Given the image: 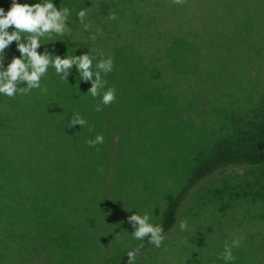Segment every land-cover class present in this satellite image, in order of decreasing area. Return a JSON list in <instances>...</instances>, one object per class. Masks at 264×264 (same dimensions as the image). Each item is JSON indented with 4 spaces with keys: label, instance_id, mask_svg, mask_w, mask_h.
Wrapping results in <instances>:
<instances>
[{
    "label": "trees",
    "instance_id": "obj_1",
    "mask_svg": "<svg viewBox=\"0 0 264 264\" xmlns=\"http://www.w3.org/2000/svg\"><path fill=\"white\" fill-rule=\"evenodd\" d=\"M54 3L72 9L71 34L44 40L38 52L47 48L61 56H79L91 50L97 59L111 55L114 70L103 78L107 87L116 89V100L95 111L100 98L87 94L91 84L80 80L75 66L67 82L50 68L40 89L13 98L0 96V264L26 258L28 264H37L34 253L46 252L45 248L52 249L60 264V249L69 255L80 249L81 239L66 229L44 228L33 235L31 226L23 230V220H14L33 214L31 224L38 221L40 228L49 224L38 190L49 201L57 200L45 183L58 175L51 167L60 160V145L70 147L77 140L74 134L83 131L70 123L77 113L88 122L86 134L105 133L104 124L113 121L122 131L121 146L140 155L129 156L128 163L156 171L157 180L163 173L174 176L163 194L159 192L165 202L157 224L166 238L180 225L187 204L202 244L200 254L190 256L224 264L218 259L224 245L239 239L234 264H264V24L179 23L174 15L177 0ZM10 7L11 0H0L5 12ZM85 8L89 31L76 17ZM111 13L115 20L108 19ZM6 52L5 64L20 55L15 42ZM130 131L136 134L128 135ZM77 144L81 150L89 146L84 139ZM91 155L94 163L102 158L96 151ZM110 159L116 160L113 186L119 188L127 178L126 157L120 153ZM27 184L36 193L27 192ZM31 196L39 203L36 208ZM6 208L16 216L4 214ZM141 243L139 256L153 247L147 238ZM90 248L94 253H84L89 264H106L97 262L96 246ZM129 250L116 248L109 262L130 264ZM61 259L62 264L74 262Z\"/></svg>",
    "mask_w": 264,
    "mask_h": 264
},
{
    "label": "rangeland",
    "instance_id": "obj_2",
    "mask_svg": "<svg viewBox=\"0 0 264 264\" xmlns=\"http://www.w3.org/2000/svg\"><path fill=\"white\" fill-rule=\"evenodd\" d=\"M176 4L175 18L183 24H234L240 21L264 24V0H183L181 6L179 2ZM112 123L114 122L110 121L104 124L105 133L95 131L86 134V126H84L83 131L74 134L73 139L77 140H74L70 147L60 145V160L51 167V169L56 168L58 175L55 176V180L45 183V186L57 196V200L49 201L45 192L38 190L39 197L45 201L43 204L49 213L47 216L49 218L48 225L40 228L38 221L31 224L30 220L34 217L33 214H26L22 217L21 215L16 216V212L9 208L2 211L4 214H14L16 222L23 220V230L31 226L29 231L33 235L37 232L42 234L44 228L51 230L58 227L77 235L78 240L81 239L78 245L80 249H73L70 255L67 250L65 252L60 249L58 253L60 264H62L61 257L72 259L71 261L74 262H70V264H89L90 261L84 258V253L86 251L93 252L90 247L94 248V245L96 246L95 253L98 254L97 262L106 260V264H113L114 261H109L116 248L117 250H128L140 243L131 236L134 229L128 223V217L134 211L141 215L148 213L152 216V222L157 224L159 216L161 217V207L165 202L159 192L162 193L165 187L175 181L171 173H163L157 180L158 173L156 171L132 165L136 164L133 161L128 163L129 156L139 157L140 155L133 153L132 149L121 146L122 131L117 130ZM98 134H102L105 138L102 145H97L94 148L88 146L81 150L77 141L83 139L88 141L94 139ZM135 134L132 131L128 132V135L134 136ZM133 140L139 139L133 138ZM98 147H102V149H96ZM90 151L92 153L96 151L102 156L101 159H98V163H94ZM134 151L136 152L135 149ZM120 153L126 157L124 171L127 178L117 188V185L113 186L115 174L118 171L116 160L110 158ZM53 176L54 173H51L52 178ZM32 185L37 184L32 182ZM32 185L27 184L26 191L36 193V188ZM30 200L32 203L35 202V198L32 196ZM38 204L34 203V208ZM187 210L189 209L186 204L181 221H187L188 229L182 232L180 226H177L165 239L161 248L157 249L153 246L150 252L139 256L135 264H219L215 260L194 259L189 255V253L200 254L202 244L199 242V235L196 234L198 230H193L194 225H191V215L186 212ZM56 218L58 219L52 220ZM45 249H47L46 252L40 250V253H34V262L37 264H59L53 258V256H57L52 249ZM206 253L207 251L204 255ZM27 260V258L23 259L16 264L30 263Z\"/></svg>",
    "mask_w": 264,
    "mask_h": 264
},
{
    "label": "clouds",
    "instance_id": "obj_3",
    "mask_svg": "<svg viewBox=\"0 0 264 264\" xmlns=\"http://www.w3.org/2000/svg\"><path fill=\"white\" fill-rule=\"evenodd\" d=\"M71 15L72 9L57 7L54 0H37L32 4H21L18 0H11L10 10L5 12L3 8H0V96L13 98L17 95H28L32 90L40 89L41 81L47 76L50 68L55 70L61 80L67 82L75 66L80 80L91 84L87 94L93 98H100L95 111H102L101 105L108 106L116 100V89L107 87V80L103 78L114 70L115 62L111 55L106 57L102 55L97 59L91 54V50L79 56L67 53L61 56L56 54L54 49L47 48L43 52H38V49L44 46V40L51 41L54 36L64 37L71 34L69 27ZM87 15V8L76 13L85 31L91 28L90 24L85 23ZM116 18L115 13L108 16L109 20ZM10 28L11 31H9ZM13 42L20 55L12 56L10 62L5 64L9 59L6 49H9ZM105 88L107 90L101 93V90ZM70 123L72 127L79 125L83 128L88 122L77 113L73 114ZM104 140V136L98 134L87 143L90 147H96L102 145ZM128 223L134 229L131 234L133 239L143 242L147 238L148 244L157 249L161 248L166 239L164 228L161 224H154L151 215L148 213L141 215L134 211L128 217ZM179 226L182 232L188 229L187 221L182 220ZM118 236L119 234L116 235L117 238ZM240 243L239 239H233L230 244L226 243L218 259H222L224 264H234L233 249L239 248ZM143 247L141 243L127 252L130 264H135Z\"/></svg>",
    "mask_w": 264,
    "mask_h": 264
}]
</instances>
